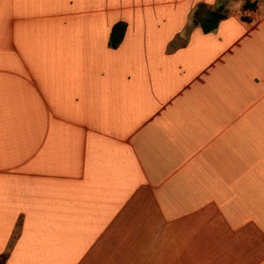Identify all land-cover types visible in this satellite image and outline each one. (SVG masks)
<instances>
[{
	"label": "crops",
	"instance_id": "0c3cea01",
	"mask_svg": "<svg viewBox=\"0 0 264 264\" xmlns=\"http://www.w3.org/2000/svg\"><path fill=\"white\" fill-rule=\"evenodd\" d=\"M248 1L0 0L2 264H264Z\"/></svg>",
	"mask_w": 264,
	"mask_h": 264
},
{
	"label": "trees",
	"instance_id": "16d2710c",
	"mask_svg": "<svg viewBox=\"0 0 264 264\" xmlns=\"http://www.w3.org/2000/svg\"><path fill=\"white\" fill-rule=\"evenodd\" d=\"M244 4L245 5H252L251 1L248 0H244ZM201 29L203 31H208L211 30L216 23V18L211 15L208 14V16H206L205 18H202L199 20ZM124 27H125V23L124 21L118 20L115 21L111 26H110V30H109V34H108V40H107V44L111 47H114L118 44L123 31H124ZM4 259V254L0 255V264H2Z\"/></svg>",
	"mask_w": 264,
	"mask_h": 264
},
{
	"label": "water",
	"instance_id": "95a60500",
	"mask_svg": "<svg viewBox=\"0 0 264 264\" xmlns=\"http://www.w3.org/2000/svg\"><path fill=\"white\" fill-rule=\"evenodd\" d=\"M212 14H213L214 16H217V17H220V16H221V14H220L219 12H216V11H213Z\"/></svg>",
	"mask_w": 264,
	"mask_h": 264
},
{
	"label": "built area",
	"instance_id": "2783aa9c",
	"mask_svg": "<svg viewBox=\"0 0 264 264\" xmlns=\"http://www.w3.org/2000/svg\"><path fill=\"white\" fill-rule=\"evenodd\" d=\"M248 12H249V13H252V12H253L252 7H250V8L248 9Z\"/></svg>",
	"mask_w": 264,
	"mask_h": 264
}]
</instances>
